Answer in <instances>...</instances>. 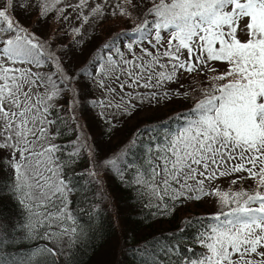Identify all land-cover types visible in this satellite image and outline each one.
Masks as SVG:
<instances>
[{
	"label": "snow or ice",
	"instance_id": "snow-or-ice-1",
	"mask_svg": "<svg viewBox=\"0 0 264 264\" xmlns=\"http://www.w3.org/2000/svg\"><path fill=\"white\" fill-rule=\"evenodd\" d=\"M18 7L69 25L74 13L77 44L93 22L116 18L132 25L104 43V53L86 70L107 93L91 101L102 109L130 116L137 102L189 99V92L170 93L166 85L183 88L182 75L205 76L207 84L192 89L197 98L172 118L175 123L145 129L150 178L138 170L135 182L159 199L217 197L219 210L197 239L203 251L188 264H264V0H0V153H7L0 156V182L29 213L23 243L71 239L78 230L60 148L52 142L56 121L49 118L74 76L47 41L15 18ZM123 36L130 38L125 51ZM77 103L73 96L69 111ZM105 165L116 168L117 160ZM229 176H236L233 185L250 179L256 187L206 191V181ZM54 226L55 232L39 231ZM13 244L0 238V248ZM32 248L25 257L0 256V264H57L61 255L55 242ZM141 255L142 264H160L147 249Z\"/></svg>",
	"mask_w": 264,
	"mask_h": 264
},
{
	"label": "trees",
	"instance_id": "trees-1",
	"mask_svg": "<svg viewBox=\"0 0 264 264\" xmlns=\"http://www.w3.org/2000/svg\"><path fill=\"white\" fill-rule=\"evenodd\" d=\"M13 14L29 31L48 42L49 50L60 57L66 72L74 76L70 88L58 98L49 117L56 121L54 138L60 148L58 163L71 189L69 210L74 217L73 226L78 230L71 239L67 238L65 247L55 245L61 253L57 264H142L145 257L141 252L145 249L160 264H188L189 258L198 257L203 249L197 239L212 223L211 214L219 210L217 197L173 200L164 196L159 199L135 181L138 170L144 173L143 179L150 178L151 169L146 162L149 154L145 152L150 133L145 129L166 121L169 126L175 123L172 118L190 108L197 98L192 89L207 84L205 76L182 75L183 88L176 83L166 85L170 93L177 89L189 92V99L174 96L167 101L161 99L159 103L155 100L137 102L130 116L102 109L91 101L104 99L107 93L92 83L86 70H91L92 63L104 53V43H111L118 33L130 30L132 25L116 18L93 22L84 26L77 44L72 33V27L78 23L74 13L71 25L61 24L52 16L47 20L38 19L35 12L22 7L16 8ZM128 42L129 37L120 38L122 51ZM73 96L78 101L74 117L73 111H69ZM85 132L93 135L86 137ZM108 159L117 160L116 168L105 165ZM233 179L236 176L220 177L210 184L206 181V191L256 187L250 179L233 185ZM9 191L10 187L5 188L0 182V238L7 237L8 243L14 240L15 244L11 248H0V256L25 257L34 250V244L51 246L57 238L55 235L51 241L37 238L21 243L29 213L16 199L9 197ZM50 229L40 228L39 231H57L55 227Z\"/></svg>",
	"mask_w": 264,
	"mask_h": 264
},
{
	"label": "rangeland",
	"instance_id": "rangeland-1",
	"mask_svg": "<svg viewBox=\"0 0 264 264\" xmlns=\"http://www.w3.org/2000/svg\"><path fill=\"white\" fill-rule=\"evenodd\" d=\"M220 71H223L224 70V67L222 66V65H219V64H217V65H215ZM209 75H211V73H209ZM118 99V98H117ZM114 103H115V101H114ZM112 110V112H116V110L113 108V109H111ZM55 127H54V125H53V128H52V131L53 132H55ZM85 134H86V137H91L92 135H93V133L90 135V134H87L86 132H85ZM52 142L53 143H55L56 144V140H55V138L53 137V140H52ZM3 154H5V153H3ZM55 227V226H54ZM54 227H53V229H54ZM47 230H52V229H50V228H48ZM66 240H67V237H64L63 239H60L58 242H57V238H56V240L54 241L55 242V245L56 244H58V245H60L61 247H65V244H66ZM59 249V248H58Z\"/></svg>",
	"mask_w": 264,
	"mask_h": 264
}]
</instances>
